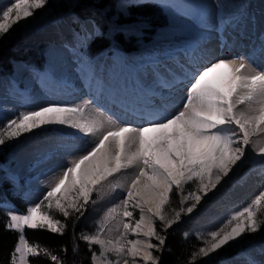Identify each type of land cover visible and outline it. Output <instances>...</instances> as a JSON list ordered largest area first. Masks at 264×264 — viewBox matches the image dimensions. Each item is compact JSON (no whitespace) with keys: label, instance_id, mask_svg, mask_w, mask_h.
Listing matches in <instances>:
<instances>
[{"label":"snow or ice","instance_id":"obj_1","mask_svg":"<svg viewBox=\"0 0 264 264\" xmlns=\"http://www.w3.org/2000/svg\"><path fill=\"white\" fill-rule=\"evenodd\" d=\"M47 2L48 0H14L9 6L0 9V35L8 33L19 21L32 17L34 11L44 8ZM247 6L244 0L239 4L231 3L230 0H213L212 4H177L173 0H167L164 4V7L177 15L191 20L198 29L210 30L211 21L218 19L221 26L217 31L221 33L222 43H226L223 39L225 28L238 27L247 15ZM225 9L233 11L226 12ZM96 31L93 28V33ZM93 33L86 34L85 39ZM205 43L206 37L201 33L200 40L190 49L191 54H199L202 59L206 55ZM244 59H217L196 72L187 74V95L181 110L171 115H163L162 109H154L155 115L150 114L144 125L133 127L130 123H125L103 133L86 155L70 162L40 203L27 207L24 214H10V220L5 227L17 231L18 243L9 264H17V254L18 264H29V257L40 255V248L26 240L25 229H46L63 235L64 226L59 220H53L46 211L42 212V205L47 209L55 207L65 218L70 214L69 209L80 213L91 193L99 192L97 186L102 180L122 168L134 166L139 170L122 201L123 216L132 217L133 213L128 207L130 202H134L133 207L139 209L140 217L134 225L124 223L123 228L125 234L131 230L134 236L142 232L148 242H145V249H138L137 245L142 241L129 240L131 247L128 251L133 258L142 255L145 264L149 261L151 264H158L159 257L153 256L146 249L160 252L165 244V237L156 231L151 218L146 221L144 205L148 206L147 211L152 217L164 222L165 227H171L180 220L181 211L185 209L173 210L174 218L166 219L164 209L169 203V193L175 188L179 194L185 184L195 181L194 190L180 201L183 205L186 200L191 199L193 203L187 207L186 212L192 213L200 203L202 195L207 196L216 189L222 178L227 177L233 166L245 156V149L251 144L252 136L264 134V71L245 75L244 69L249 65L246 62L237 63ZM220 69H227L228 76L222 82H214L210 78L211 74ZM176 83L182 81L174 80L161 86L172 89ZM166 99L167 97L161 96L162 102ZM240 105H245V109L238 111ZM84 111L83 107L55 104L35 111H20L0 126V146L45 125L70 124L85 136L101 132L102 124L97 126L95 122L75 118L82 116ZM109 143H114V148L108 147ZM259 151L264 153V148ZM262 204L264 192L247 207L232 214L217 230L209 232L207 237L197 236L205 246L192 253L189 264H198L197 257L208 258L229 242L237 241L245 233L260 231L264 226ZM99 235V230L91 236L82 233L80 239L89 242L90 248L92 244L103 247L104 241ZM187 236L185 233V239ZM152 239L157 243H151ZM76 250L77 246L74 244L73 251ZM113 250L123 254L125 245L121 243L119 247L109 251ZM259 252L264 256V246L260 247ZM44 255L50 257L54 264H62L50 251L45 250ZM101 255H104L103 251ZM242 255L246 264H264V260H257L249 253ZM95 256L93 253L94 258ZM106 264H119V259H106Z\"/></svg>","mask_w":264,"mask_h":264},{"label":"bare ground","instance_id":"obj_2","mask_svg":"<svg viewBox=\"0 0 264 264\" xmlns=\"http://www.w3.org/2000/svg\"><path fill=\"white\" fill-rule=\"evenodd\" d=\"M173 1H176V0H173ZM183 1L188 4H196V3L212 4L213 2V0H183ZM13 2L14 0H0V6L6 7ZM230 2L235 3L232 0H230ZM261 2H262L263 10H262V13L258 12L260 15L256 16L258 17L257 18L258 21L256 23H251L249 24V26L241 25L239 26L240 29L238 27L236 28L226 27L225 28L223 39L226 43H222L221 41V33L217 31V29L220 28L221 25H220V21L216 18H214L211 21L212 28L210 30H202V29H198L197 27L194 28L195 30H193L192 28L194 32L198 30L201 33L202 32L206 33L204 35L206 37V43L204 44L206 55L202 59L200 58L199 54L193 56L190 52V49L193 47V44L199 41L201 38L196 35V32L194 34L190 32L188 28L187 29L186 28L184 29L174 28L172 29V31H171V28H167L169 30L168 33L165 32V33H162V35L168 34L169 39L167 38L163 39L161 37L163 39L161 40L159 37L153 44H150L141 49V51L139 52L140 55L138 56L139 58H137V60L133 61L132 60L133 57H129L130 62L126 58L127 63L118 64V65L117 63H115V64H112L111 66L109 65V67L102 66L100 68V72L106 73L107 78H109L111 81H114L115 83L118 82L121 85L122 84L135 85L137 89L139 90L138 103H137L138 105L141 104L139 100H148V98L150 100L152 98H157L155 102L156 105H153L149 109H146L144 107L145 104L143 107L140 106L139 110L136 111L138 114H135L136 115L135 118L137 119L135 120V122H137L138 120L144 117H147L149 119L150 114L154 116L155 115L153 111L154 109H162L163 115L174 114L182 109V105L186 99L187 86H188V79L186 78V75L196 72L197 69H200L206 66V64L209 62H214L217 59H230L233 57H244L245 58L244 61L238 60L237 63L246 62L249 65L247 68L244 69L245 75H252V74H255V72L257 71H264V51H262V47H264V45L262 46L261 45L262 43L260 44V40L258 44L255 42H254L255 44H250L248 42H246L245 44L242 43L243 40L245 39L250 40L251 36H256L261 30L260 26L263 25L264 23V1L261 0ZM239 3H240V0H239ZM239 3H235V4H239ZM254 10L255 9H253V11ZM225 11L230 12L233 10L225 9ZM251 16H255V15L251 14ZM50 18L51 17L49 15L47 14L44 15L41 21L38 23V25L32 28L31 34L27 36L28 39L31 41L39 40L44 43L52 44L53 42L52 38H48V39L43 38V37L49 36L47 35L48 33L43 34L44 33L43 29H45L44 25L49 21ZM180 21L183 24H186L188 27H192L190 20L187 19L186 17L182 16ZM90 22H91L90 20H84L81 24L82 29H83L82 37L86 43H89L91 39L97 34L96 32L93 33L94 27L90 25L91 24ZM262 29L264 30V28ZM88 33H93V34H91L87 39H85V35ZM69 34H70L69 32L57 33L58 38H56L57 42H55V44L56 43H63L65 45L69 44V42H67L69 40L68 39ZM244 34H247V35L249 34V35L248 37H245ZM158 36L159 34L157 35V37ZM260 36L263 38L262 41L264 42V35H260ZM260 36H258L257 38H259ZM172 43H173V46L171 47V49H174L176 51H181V53L177 54L176 52L174 54H171L168 51L169 48L166 51H163L160 48L156 50L154 49L156 47H159V44H172ZM29 45L30 44H28V46ZM54 46H55L54 51L58 53L59 55L60 54L64 55L68 52H69L68 54L74 55L70 53V51L72 52L78 49L74 47H71V49L61 47L63 46L61 44L54 45ZM113 62L114 61H112L111 63ZM50 64L51 65H48V70L51 71L52 74L53 73L58 74L59 70L68 71V73L70 71L69 68L71 66V63L69 59H66V61H63V60L53 61L52 60ZM107 64L109 63L107 62L106 65ZM76 67H80V64L76 65L74 68ZM14 71L15 72L12 74L11 79L13 81H17L18 86L21 88L28 85V82L24 78L23 80H21L20 73L22 72V70L17 68ZM227 76H228V70L220 69L217 72L211 74L210 78L214 82H222L227 78ZM64 79H67V81L71 83V84H68L70 85L69 86L70 88L67 91H62L61 88H58L59 85L57 84L56 90L54 89L55 92L54 93L52 92L54 94L53 96H51V94H49L50 96L43 95L45 97L40 96L41 98L36 97V99L31 98V100L29 98H25L27 96L23 98L20 93L19 94L18 93H13V94H1L0 93V103L3 106V109L7 108L9 110L12 107H15L16 105H19V107L28 108L29 111H35V110H39L41 107H46V106L51 105L54 101L60 102L63 98H65L66 100L64 99V101H70L71 102L70 104H73V106L76 105L77 107H84L85 111L83 112V117H81L83 118L82 121L86 120V121L95 122L97 126L102 124L103 129L101 132H97L95 135L85 136L83 134L82 139L80 141L76 140V138L73 137L69 144L63 143L64 145H62L59 149H52L50 151V158H51L50 163L51 164H49L48 162L47 166L41 167V169L34 168L32 170H29L30 168L34 166V164L36 163V159L37 158L39 159V156L44 154V152L45 153L49 152V149L46 148L48 145H46V147H43V148L39 147V151L36 152L37 154L33 153L35 149H38V148H34V144H29V143L24 142L18 145L16 148H14V150L9 156L13 160H19V159L21 160V162L18 163L16 165V168L13 170V173H14L13 176L14 178L16 177L15 181L18 179L28 178L35 174H40L43 176V178L47 179V181L49 180L47 187H44V189L48 188L49 185L51 189V187H53L55 183L59 180V178L63 175V170L67 166H69L70 162L78 160L79 157L82 155H86L87 151L91 149V146L93 147L95 143L98 142V138L103 133L114 130L115 127H118L125 123H130L133 127H137V126L144 125L148 122V119H146V122H141L138 125L137 123H135L133 125L132 122H130L131 120L130 121H128L127 119L124 120L123 118L120 117V114L113 111V108H112L113 104L110 105L108 101L101 102V99L95 100L92 92L96 91L97 89L96 85L94 86V90L91 89L93 90L91 93L88 92L89 94H86L87 92H84V95L83 94L81 95V92L83 91L80 92V88H78L76 85L72 86L73 79L70 75H66ZM174 80L182 81V83H176L172 89L163 88L161 86L163 83L172 82ZM66 84H63V85H66ZM104 88L106 89L109 88V85L107 84V86L106 87L104 86ZM161 96L167 97V99L162 102ZM126 99L124 97H121V98H118V101H124ZM124 105L132 107V105H128V104H124ZM245 107H246L245 105L238 106V111L244 110ZM121 111L123 112L124 110L121 109ZM125 113L128 114L129 112L125 111ZM109 121H114L116 123H109ZM48 127H50V125H47V129ZM41 128H38L37 130L41 131ZM251 139H252L251 144L248 146V148L245 149V156L242 157L241 160L238 161L237 164L233 166V169L229 173V175L227 177H224V179L221 180V182L218 184L219 188L216 189L212 194H210L206 198V201L213 200V202L204 204L205 206L199 209L200 214L205 212L207 213L206 215L209 217L210 214L213 213L214 215L216 214L215 218H218V219H221L227 216V212L224 213V211H227L228 208H225V210L223 211L224 216H223V213L218 212V209L223 210L222 207L225 206L224 205L225 203L224 201L218 202V199L214 201L215 196L217 197L218 194L225 195L224 194L225 192L223 191L224 188H222L223 185H227L228 182L233 177H235L236 174H238L237 169L239 167H242L244 163H246L249 160H253V164L250 163L251 164L250 167L254 169L248 172L246 178L241 183L242 185L240 184L241 186L238 185L236 186L235 189L232 190L231 192L232 197H236L239 195L241 197L236 198V202H234L233 205L229 208L234 209V206H235L238 210L242 206H245L246 204L251 203L254 200V195H256L264 187V153H261L259 151L260 148H264V134L254 135L252 136ZM108 147L114 148V143H109ZM138 170H139L138 167H135V166L131 168H122L119 172H114L111 176H108L106 179L102 180L100 184L104 188L102 197H100V199L96 201V203L92 206V208L88 212V216L92 221H101V220L103 221L104 220V223H105V225L101 228L100 235H99V238L102 241H104L103 247H101L100 245H97V246H99L107 254L106 256H108L107 257L108 260L114 261L116 259H119V264H124L125 261H127V264H145V261H143L142 259V255L137 256L136 258H133L129 254L128 249L131 247V245L128 244V241L133 240V239L140 240L142 241V243L137 245L138 249H145V242H148V238L143 236L142 232L134 236L131 230H129L127 234H125L124 228L122 229L123 224L127 222L126 218L123 216L124 205L122 201L126 196V192H127L129 185L131 184V181L135 178L136 174L138 173L137 172ZM9 177L6 179H10ZM117 177L119 178V185L116 188L115 184L117 181ZM27 185L30 187L32 186V184L31 185L27 184ZM133 204L134 202H130L128 210L136 209L133 207ZM147 207H148L147 205H144L145 219L147 221L149 218H151L154 221L155 217H152V214L147 211ZM200 214L198 213V215ZM199 220H200V223H198V226H203L202 223H205V221H202L203 220L202 218H200ZM142 227H145V226H142ZM145 230H146V227H145ZM122 237H123V240L121 239ZM121 243L125 245V252L123 254H119L115 252L114 250L109 251L110 249L119 247ZM263 244L264 243H260V244H257L256 246L258 248V247H261ZM146 250L149 251V249H146ZM255 250L251 252V255L257 260H264V256H262L259 251H255ZM228 264H244V263H242L241 260H234V261H230Z\"/></svg>","mask_w":264,"mask_h":264},{"label":"rangeland","instance_id":"obj_3","mask_svg":"<svg viewBox=\"0 0 264 264\" xmlns=\"http://www.w3.org/2000/svg\"><path fill=\"white\" fill-rule=\"evenodd\" d=\"M96 1L97 0H87L86 2L83 3V0H76V1L75 0H48L47 4L44 6V8L37 9L34 11L32 17H27L25 20L19 21L17 24L13 25L12 28L9 29L8 33L1 35V37H0V60H1L2 56H7V55L14 53V52H17V51H22L23 53H26L29 50H35V51H38L40 53H42V52L44 53V59L46 60L47 64L49 63V65H51L50 63L52 60L53 61H59V60L60 61L61 60L66 61V59H69L73 69L70 66L69 73H68V71H60L59 70L58 74H55V73L50 74L48 72L49 70L48 71L46 70V73H40L39 74V73L33 71L31 68H29L31 66H29L25 63H19L17 61L9 60V63L12 65V71L13 72L10 71L9 72L10 74H8L7 72H4V70L0 68V93L1 94H13V93L20 92L19 88L17 87V82H13V80H11L10 77H8V75L10 76L15 72L14 71L15 69L19 68L22 70V72L20 73L21 79L24 78L28 82V85H26L25 87L26 88H28L27 86H29L31 88L37 87L40 89V92H37V93H32L31 90H29L28 92H24L23 96H22L23 98L25 96H27L25 98H29L31 100V98L36 99V97L41 98V97H45V96H50L49 94H51L53 96L54 95L53 93L56 90L57 84L59 85L58 88H61L62 91H67L70 88L69 87L70 85H68V84H71V83L68 82L67 79H64V77L66 75H70L73 79V81H72L73 85L72 86L76 85L78 88H80V92L81 91L92 92L94 90V86L96 85L97 89H96V91H93V93H95L96 95L98 94V98L105 99L106 96L108 95L117 101H118V98L124 97L125 99L129 98L128 101L134 102L135 98L138 100L139 90L137 89V87L133 84H129V85L128 84H122L121 85L118 82L115 83L114 81H111L109 78H107L106 73L100 72V68L102 66L109 67V65L111 66L112 64H115V63H117V65L118 64H124V63H127L126 58L129 61V57H133V59H132L133 61L137 60V58H139L138 56L140 55L139 52L141 51L142 48H144L150 44H153L159 37L161 40L166 39V38L169 39L168 34H166L167 36L162 35V33H165V32L168 33L169 30L167 28H171V31L174 28H178V29H180V28L181 29H184V28L187 29L188 28L190 30V32H192L194 34L196 32V35L198 37H201V32H199L198 30L195 32L193 31V30H195L194 28H196V25L191 20H190V22H191L192 27H188L186 24H183L180 21L182 16L177 15L173 11L164 7V4L167 2V0H114L113 4L110 7L106 8L104 11H102V15L107 20V23H108L106 32L102 31L94 23L90 22L91 23L90 25L97 30L96 31L97 34L95 35V37L101 36V37L111 41V43H112L109 51L103 52V53L99 54L98 56H96L95 58L91 59L87 55L88 47H87V44L85 43V40L82 37L83 29H82L81 24L84 21V19L81 16L75 14L73 12V10L75 7H77L79 5L84 4V6H87L90 3H92V4L96 3ZM232 1L235 3H239V0H232ZM262 1H264V0H262ZM173 2H175L177 4L178 3L188 4V3H185L183 0H180V1L176 0ZM244 2L248 5L246 10H245L247 15L245 17L246 19L244 18L245 20H242L240 22L242 24H240L239 26H241V25L249 26V24H251V23H256L258 21V19H257L258 17H256V16H259L260 15L259 13H262V10H263L261 0L260 1L259 0H248V1L244 0ZM146 3H152V4L156 5V6L149 5V8L153 12H156L155 17H150L148 19L147 17H143V16L131 15L128 12L129 6L131 4L141 5V4H146ZM240 3H241V0H240ZM250 4L252 7L250 6ZM132 6H134V5H132ZM160 6H161V8H160ZM2 8H4V7L0 6V9H2ZM252 8L255 10L253 11ZM46 14L49 15L51 18L44 25L45 29H43V31H44L43 34L48 33L47 35H49V36H46L43 38L44 39H48V38L56 39V38H58L57 33L69 32L70 33L68 36L69 40L67 41V42H69V45L67 44L66 46H73L76 49L78 48L77 50H74L72 52L70 51V53H72L74 55L68 54L69 52L66 53L67 56H66V54H64V55L60 54L59 55L58 53H56L54 51V48H55V46L53 45L54 43L48 44V43H44V42L39 41V40L31 41L28 39L27 36L31 34L32 28H34L36 25H38V23L41 21L43 16ZM251 14H253L255 16H251ZM122 21H126V23L121 24ZM155 22L164 23L165 26L155 27V25H154V24H156ZM75 25H79L81 27L80 32H77L75 30ZM239 26H238V28L240 29ZM260 27H261V30L256 36H251L250 40L245 39V40H243L242 43L245 44L246 42H248L250 44H255V43L258 44L259 40H260V44L262 43L261 45L263 46L264 45V42L262 41L263 38L260 35H264V32H263L264 30L262 29V28H264V23ZM192 28H193V30H192ZM202 33H203V35L206 34L204 32H202ZM158 34H159V36L157 37ZM118 35H121L123 37V39L126 42H128L126 46L119 47V45L116 43V41H113V39H116V37ZM244 35H247V34H244ZM258 36H260L261 38L260 37L257 38ZM28 44H30L31 46L30 45L28 46ZM59 44H63V43H56L55 45H59ZM172 46H173V43L172 44H159V47H156L154 49L156 50V49L160 48L161 50L166 51L169 48L168 51L171 54H174L176 52H177V54L181 53V51H176L174 49H171ZM58 47H60V46H58ZM61 47H65V46H61ZM130 49H131V51H130ZM123 56H124V58H123ZM58 57H60L61 59ZM135 57H136V59H135ZM112 61H114V62L111 63ZM107 62L109 64L106 65ZM75 64L76 65L80 64V67L74 68L76 66ZM48 73L51 76L49 77V80L46 82L45 77L48 75ZM3 77H5L6 79ZM53 80H55L56 82ZM63 84H66V85H63ZM107 84L109 85V88L106 89V88H104V86L106 87ZM46 86H47V88H46ZM22 88H24V87H22ZM91 89H93V90H91ZM109 90H110V92H109ZM100 91H102L103 93ZM29 95H31V96H29ZM43 95H45V96H43ZM64 99L65 98H63L60 102L54 101L51 105L55 104V105H61V106L77 107L76 105L73 106V104H70L71 103L70 101H64ZM101 102H102V100H101ZM121 104H123V103H121ZM16 106H18V107H16ZM16 106L12 107L11 109L8 110L7 108L3 109V106L0 103V126H2L6 121L14 118V116L18 112L29 111L28 108H25V107L22 108V107H19V105H16ZM81 117H83V115L82 116H76L75 118L77 120L82 121L83 118H81ZM37 129H34L30 133L23 134L22 139L17 144L16 143L12 144L6 152L0 147V179L4 180L3 183H1V184L6 186L5 193L0 197V206L9 215L10 214H24L27 207L35 206L37 203H40V201L43 200V197L46 195L47 191L50 190V187H49L50 185L48 186V188L44 189V187H47L49 180L47 181V179L43 178V176L40 174H35V175L30 176L28 178L18 179L19 181L18 180L15 181L16 177L14 178V176H13V174H14L13 170L16 168V165L21 162V160L20 159L16 160L11 164V166H8L7 164H4L3 162H1L2 158L9 159L8 157H9L10 151L13 148H15L16 146H18L24 142L29 143V144H34V148H38V149H35L33 151L34 154H37L36 152L39 151V147L43 148V147H46V145H48L46 148L49 149V152H47V153L44 152V154L39 156V159L38 158L36 159V163L29 170H32L34 168H40L41 169V167H46L48 162H49V164H51L50 163V159H51L50 158V151L52 149H59L62 145L67 144V143L69 144L73 137H75L76 140L80 141L82 139V136H83V133L79 129L73 128L70 124H68V125L53 124V125H50V127H48V129H47V125H45V126H42L41 131H38ZM32 136H34V137H32ZM250 163L253 164V160H249L246 163H244L245 166L243 165L242 166L243 168L239 167L237 169L238 174H236L235 177H233L234 179L232 177H231L232 179L229 178L231 180L228 182V184L223 185L222 188H224L223 191L225 193L224 192L223 193L225 195L218 194L217 197L215 196L214 201H216L218 199V202L224 201V203H225L224 204L225 206L222 207L223 210L218 209V212L223 213L225 208H228L227 211H224V213L227 212L226 217L218 219V218H215L216 214L214 215L213 213L210 214V216L208 217L206 215L207 213L203 212L200 214V211H199V209L201 207L205 206L204 204H206V203L208 204V203L213 202V200L212 201H208V200L206 201V198L210 194H212L216 189L219 188L217 185L216 189L209 192L207 196H203L201 194L202 195L201 201L193 209L192 213L186 212L187 207H189L193 203V201L191 199L186 200L183 205H181V203H180V208L185 209V211H181L180 220L177 221L176 223H173L171 227H165L164 222L159 221L158 219L154 218L153 226L155 227L156 231L162 236L161 233L166 232V230H168V229L172 230V229H176L178 227L183 228V226H185L187 228V234L193 235L197 239V236L207 237V234L209 232L217 230L220 226H222L227 221V219L232 214H234L235 212L241 211L243 208L247 207L249 204L252 203L251 202L249 204H246L245 206H242L238 210L235 206H234V209L229 208L233 205L234 202H236V198L241 197L240 195L236 196V197H232L231 192L233 189L236 188V186L240 185L243 182V180L246 178L248 172L251 171L252 169H254V168L250 167L251 166ZM246 165H247V167H246ZM5 171H7V172H5ZM8 173L9 174L12 173V174L9 175ZM6 174H7V177H5ZM8 177L10 179H6ZM222 179H224V177ZM27 183H30V185L32 184L33 187L32 186L28 187ZM195 183L196 182L193 181V182H190L188 184H185L183 186L182 191L179 194L176 193L179 196L180 201H181L182 197H186L190 191L194 190ZM118 185H119V178L117 177L115 187L117 188ZM35 186H37V187H35ZM97 188L99 189V192L98 193L95 191L92 192L90 199L87 202L90 205L89 210L96 203V201H98L100 199V197H102L103 189H104L103 186L98 185ZM174 191L177 192V190L175 188L173 189L172 193ZM261 192H264V187L256 195H254V199ZM170 194L171 193H169V200H170ZM13 198L17 199L22 204L24 209H21L17 205H15L13 203V200H12ZM74 199H75V197H74ZM46 203L47 202H45V204ZM261 206H262L261 207L262 208L261 214H264V208H263L264 204H262ZM41 209H42V212L46 211L49 216H50V213L52 212L53 209L58 211L55 207H53L52 209H47L44 205L41 206ZM89 210H88V212H89ZM129 211H132L133 215H132V217L126 218V221H127L126 223H130V224L134 225L135 221L138 220L140 217V211H139V209L129 210ZM88 212L84 216V220H83L84 225L89 226L92 229H95L96 231L99 230V232H100L101 228L105 225L104 220L103 221L102 220L101 221H92L88 216ZM198 213L200 215H198ZM224 213H223V216H224ZM197 217H198V219H197ZM200 218L203 219L202 221H205V223H202L203 226H198V223H200V220H199ZM206 221H208V222H206ZM207 224H209V225H207ZM59 226L60 225H58V227ZM122 229H123V227H122ZM198 241L201 242V240H198ZM150 242L151 243H157V241L155 239H152ZM260 243H264V232L245 233L237 241L229 242L228 245L223 246L220 250H218L217 253L211 254L210 257L203 258V259L199 258V259H201V262H203L202 264H212L213 262H218L219 264H228L230 261H234V260H241L242 263L245 264L246 261L244 260V256L242 254L243 253L251 254V252L255 249H256L255 251H259L260 247L257 248L256 245L260 244ZM201 244L203 246H205L202 242H201ZM92 245L98 251L95 258L94 257L92 258V262L95 259V264H106V259L108 260V258H107L108 256H106L107 254L99 246H97L95 244H92ZM262 246H264V244ZM163 249H164V245L162 246V250ZM101 251H103L104 255H101ZM149 251L152 252L153 256H157V257H158V254L161 252V251L157 252L153 249H149ZM158 263H159V260H158ZM17 264H18V254H17ZM147 264H151V262L149 261Z\"/></svg>","mask_w":264,"mask_h":264},{"label":"trees","instance_id":"obj_4","mask_svg":"<svg viewBox=\"0 0 264 264\" xmlns=\"http://www.w3.org/2000/svg\"><path fill=\"white\" fill-rule=\"evenodd\" d=\"M86 1L87 0H83V3ZM113 2L114 0H97L96 3H90L87 5L88 7L84 6V4L79 5L74 8V11L82 18L93 19L99 28L106 32L108 23L103 17L102 11L110 7ZM129 12L131 15L147 18L155 17L156 14V12H153L149 8V5L131 7ZM155 23V26L163 25L161 22ZM113 40L116 41L119 47L126 46L128 43L121 35H118L116 39ZM109 45V40L103 37H96L90 44L89 53L90 55L95 56ZM9 60H24L41 68L44 63L43 53L40 54L34 50H29L26 53L17 51L7 56H2L0 67L6 71H10L11 64L9 63ZM22 137L23 135L16 140L6 141V143L0 147L6 152L12 144L19 142ZM5 189L6 187H0V197L5 193ZM176 193V191L173 193L171 192L169 203L164 209L166 219L174 218L175 212L173 210H181L180 198ZM14 203L17 204V206L22 207L17 200H14ZM89 207L90 205L88 203H84L80 213L73 212L72 209H69L70 214L67 218L63 217V215L55 209L52 210L50 213L52 219L59 220L64 226L63 235L52 233L46 229H25V237L28 243L37 245L40 248L39 256L28 258L29 264H54L50 257H45V250L56 255L62 264H93V253L97 255V249L93 245H91L90 248L89 242L80 239L82 233L90 236L96 234L95 229H92L83 223L84 216L87 214ZM9 220L10 216L0 208V264H9L11 254L18 243L17 231L9 230L5 227ZM260 232H264V226L258 231V233ZM185 233H187V228L185 226H183V228L178 227L172 230L168 229L166 232L161 233L162 236L165 237V244L164 249L158 254V264H189L192 253L203 245L193 235H188L187 239H185ZM74 244L77 246L75 252L73 251ZM196 259L198 264L203 263L199 257ZM212 264H218V262H213Z\"/></svg>","mask_w":264,"mask_h":264}]
</instances>
